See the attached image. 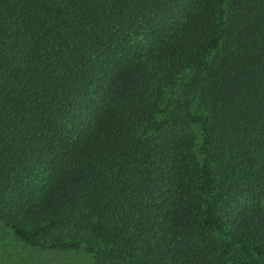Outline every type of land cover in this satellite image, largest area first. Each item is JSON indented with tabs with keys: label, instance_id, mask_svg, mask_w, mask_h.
Wrapping results in <instances>:
<instances>
[{
	"label": "trees",
	"instance_id": "1",
	"mask_svg": "<svg viewBox=\"0 0 264 264\" xmlns=\"http://www.w3.org/2000/svg\"><path fill=\"white\" fill-rule=\"evenodd\" d=\"M0 225L264 264V0H0Z\"/></svg>",
	"mask_w": 264,
	"mask_h": 264
},
{
	"label": "rangeland",
	"instance_id": "2",
	"mask_svg": "<svg viewBox=\"0 0 264 264\" xmlns=\"http://www.w3.org/2000/svg\"><path fill=\"white\" fill-rule=\"evenodd\" d=\"M81 250L31 246L0 225V264H90Z\"/></svg>",
	"mask_w": 264,
	"mask_h": 264
}]
</instances>
